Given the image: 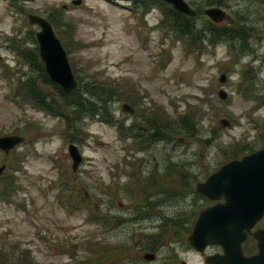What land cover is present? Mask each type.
<instances>
[{
	"label": "rangeland",
	"instance_id": "374dc122",
	"mask_svg": "<svg viewBox=\"0 0 264 264\" xmlns=\"http://www.w3.org/2000/svg\"><path fill=\"white\" fill-rule=\"evenodd\" d=\"M24 1L18 0L19 5L36 15L46 16L52 9L63 14L62 22L72 27L66 40L68 60L81 77L94 73L127 82L131 93L125 102H139L142 110L134 115L122 111L124 102L113 103L110 109L118 122L128 127L141 115H150L159 123V114L176 120L192 106L201 111L206 133L204 139L174 137L172 142L135 152L125 130L118 132V124L90 118L84 123L83 138L73 143L82 156L73 172L67 152L71 143L61 132L63 121L15 98L17 84L30 68L12 50L18 41L29 49L28 35L37 28L24 17H5V4L0 2V136L13 135L16 129L28 131L20 133L25 142L15 150L8 155L0 151V166L6 167L0 193L6 192L4 186L12 178L19 190L9 198L0 196V249L17 248L20 253L27 249L39 264H180L181 260L193 264L186 241L193 223L188 233L174 234L171 228L157 233L163 217L183 219L191 209L209 204L193 195L195 184L229 161L223 159L225 152L242 146H252L251 152L264 148V3L230 0L222 7L228 19L215 26L242 20L248 30L252 49L240 53L224 39L216 44L205 41L201 52L188 50L167 26H159L164 15L156 6L133 8L130 0H81L78 6L72 0ZM186 1L195 9L193 3L204 0ZM207 21L211 22L203 14L195 19L199 26ZM62 28L60 32L68 36L67 28ZM244 73L245 83L253 75L256 78L252 90L243 84ZM222 74L224 83L219 81ZM219 89L229 94L227 100L217 96ZM250 90L261 96L258 102L244 97ZM212 134L215 141L208 146ZM169 162L189 167L185 168L188 184L177 190L182 194L178 199L163 200L156 194L148 209L142 203L146 178L170 184L164 177ZM203 207L185 217L194 222ZM146 252L155 259H143Z\"/></svg>",
	"mask_w": 264,
	"mask_h": 264
},
{
	"label": "trees",
	"instance_id": "16d2710c",
	"mask_svg": "<svg viewBox=\"0 0 264 264\" xmlns=\"http://www.w3.org/2000/svg\"><path fill=\"white\" fill-rule=\"evenodd\" d=\"M130 1L132 2L133 8L142 7L143 9H147L150 6L158 7L164 15V20L161 21L162 25L159 26H167L170 31L176 35L177 40H182L185 42V44L187 43L186 46L190 51L201 52V49L204 48L203 44L205 41H208L210 44H216L222 39L229 41L231 43L230 48L240 53H246L251 48V46L249 47L248 43V30L245 28V23L242 20H235L230 26L227 27L215 26L213 23L207 21L206 23H203L201 27L195 22L196 18H190L180 13L174 12L166 4L160 1L150 0L151 3L149 1L145 2L144 0ZM229 1L230 0H204L200 3H193V6L196 9L197 16H199L202 15V11L204 9L203 7H226ZM259 1L264 3V0ZM235 14L241 18V15L238 14L237 11ZM46 17L53 25L57 36L63 42V45H65V50L67 52L69 46L66 43V40L69 38V36H71L72 27H68L70 26L69 24L62 22L64 21V16L63 14H58L56 9L48 11ZM61 25L63 28H67L65 29V34L68 36L63 35L60 32ZM28 39L30 45L29 49H25L22 44L23 42L18 41V46L16 45L14 48L15 50H12V52L19 56L30 68V73L25 75V77L18 82L17 88L15 90V98L19 97L22 99L23 103L33 105L36 108L48 113L49 115L63 121L64 126L61 129V132L67 142H80L86 132L84 123L90 118L99 119L106 124H118V132L123 134L125 130V132L128 134V138H130L133 142L132 146H135V152L148 151L149 148L157 146L156 144L172 142L174 137H180L186 140L195 138L204 139V133H206V131L201 124L203 115L201 114L200 110L194 109L192 106H188L184 113L178 114L180 116H178L176 120L163 114H159L158 123V120L156 118L151 119L150 115H141L137 121L133 122L130 126L125 127L124 121L118 122L115 119L114 113L110 109V106L113 103L125 102L128 99L127 94H130L131 92L127 89V82L122 83L118 80L103 78V76H99L94 73H91L90 75L86 74L85 77H81L78 72H75L76 70L73 67L72 70L75 75V79L78 82V86L71 92L66 93L48 78L43 64L39 59L38 50L36 47H33L35 41L32 33L28 35ZM246 80L247 78L244 73L243 84L248 89L252 90L253 85L256 86L255 76H251L248 83H245ZM239 84L240 86L242 85L241 82ZM249 86L251 88H249ZM45 88H50L52 92L51 90L46 92ZM251 90L246 91V93H244V97L248 99L251 98L253 101L258 102V100L261 99V96L255 97L253 95V91ZM132 103V106L135 110V115L138 113V110L140 111L142 108L140 107L139 102L133 100ZM136 106L139 108H136ZM144 109L146 108H143V110ZM135 117L137 118V116ZM143 126H146L147 129L145 130ZM17 131L18 129H16L15 133L13 134H17ZM18 132L19 134L17 135L25 133L20 130ZM122 134L119 133L118 135L121 140L123 139ZM260 136L262 137L263 135L261 134ZM215 137L216 134L210 135L209 139L207 140L208 146L214 144ZM261 141L264 142V137L261 139ZM251 148L252 146H242L236 150H233L232 152H225L223 154V159L231 160L239 158L244 153L251 152ZM169 163H171V167L166 170L164 177L170 181V184L165 183L164 181L160 183L156 178H146L149 183L148 186L145 187L146 191H143V195H141L142 200H144L142 203L146 202L147 204L144 205L148 209L153 207V204L149 203V200H151V198H153L156 194L162 197L163 200L178 199L181 198L182 194L177 190L181 187L184 188L182 183L188 184L187 180L189 179L186 178L189 171L185 168L189 169V167H187L185 164L182 166V164H178L176 162ZM19 168L20 167L14 168L12 171L15 172ZM208 174L209 173L206 172L205 175ZM171 178H176V180H169ZM1 180H3L2 177H0V181ZM4 189L7 194L6 192L0 193L2 198H9L17 194L19 191L13 178L7 185L4 186ZM151 191H156V193L150 194ZM193 195L206 201L205 198L199 196L196 192ZM76 196L79 197L78 195ZM3 200L5 201L6 199ZM160 206L161 205L159 204V207ZM201 207L203 206L200 205L198 210ZM180 210H182V208L178 211ZM197 211L195 209H191L184 215L183 219L179 215L174 217H163L164 222H161L163 224L159 226V233L157 234H164L169 228L172 229L174 234H177L181 231L183 233H188L193 221L189 222L188 217L185 216L193 217ZM114 224L115 226H119L122 223L115 222ZM146 247L142 249H146ZM28 253L29 251L27 249L22 253L17 251V248L0 249V264H39L34 261V259L31 258ZM74 262L75 261H73L72 264H75Z\"/></svg>",
	"mask_w": 264,
	"mask_h": 264
},
{
	"label": "water",
	"instance_id": "95a60500",
	"mask_svg": "<svg viewBox=\"0 0 264 264\" xmlns=\"http://www.w3.org/2000/svg\"><path fill=\"white\" fill-rule=\"evenodd\" d=\"M159 1L188 17L196 15L185 0ZM80 3L81 0L72 1L75 6ZM203 14L214 23L226 19L225 11L219 7L206 8ZM27 20L30 25L38 28L35 40L48 78L69 93L77 87V81L53 26L47 19L34 14H29ZM219 81L225 82L226 76L222 74ZM218 96L224 100L227 98V93L219 90ZM122 108L132 112L128 104H123ZM221 124L229 125L225 120H221ZM23 141L24 137L18 135L0 137V151L8 154ZM68 153L72 160V170L76 171L82 160L79 150L75 145L70 144ZM3 170L4 166H1L0 176ZM195 189L197 193L211 201L223 200V202L200 212L188 236L189 245L198 252H202L207 245L221 246L224 255L208 256L206 258L208 264H264V229L252 234L257 241V254L245 257L241 250L246 232H250L254 224L264 215V149L223 164L205 181L198 182ZM143 258L152 261L155 255L146 253Z\"/></svg>",
	"mask_w": 264,
	"mask_h": 264
},
{
	"label": "flooded vegetation",
	"instance_id": "af4514ba",
	"mask_svg": "<svg viewBox=\"0 0 264 264\" xmlns=\"http://www.w3.org/2000/svg\"><path fill=\"white\" fill-rule=\"evenodd\" d=\"M29 1L30 0H27L28 3ZM0 2L5 4L4 12L2 13L5 17H8V18L24 17L26 18L28 14L32 13L31 10L29 8H26L24 5L20 6L18 3V0H0ZM22 2H25V1L22 0ZM222 201L223 200L218 201V202H222ZM218 202L209 201V204L206 205L203 209L213 206L217 204ZM262 229H264V215L259 221L255 223V225L252 227L250 232H246V239L241 243V250H242L243 256L251 257L258 253L257 241L253 238L252 234L253 232L262 230ZM189 249L191 251L192 259L194 262L193 264H208L206 261V258L208 256L224 255L223 248L218 245H207L203 249L202 252H198L191 247ZM183 262H185L186 264H190L189 262H186L184 260H181L180 264H182Z\"/></svg>",
	"mask_w": 264,
	"mask_h": 264
}]
</instances>
